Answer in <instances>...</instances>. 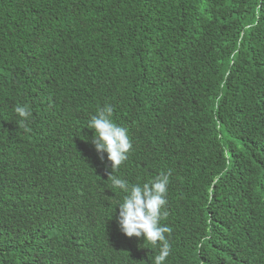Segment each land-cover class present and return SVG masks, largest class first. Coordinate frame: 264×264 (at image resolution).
<instances>
[{
	"label": "trees",
	"instance_id": "obj_1",
	"mask_svg": "<svg viewBox=\"0 0 264 264\" xmlns=\"http://www.w3.org/2000/svg\"><path fill=\"white\" fill-rule=\"evenodd\" d=\"M105 105L113 174L170 173L164 264H264V0H0V264H154L114 230Z\"/></svg>",
	"mask_w": 264,
	"mask_h": 264
},
{
	"label": "clouds",
	"instance_id": "obj_2",
	"mask_svg": "<svg viewBox=\"0 0 264 264\" xmlns=\"http://www.w3.org/2000/svg\"><path fill=\"white\" fill-rule=\"evenodd\" d=\"M113 111L111 105L98 109L88 121V128L93 130L91 142L96 152L100 154V159L103 160V154H107L108 165L104 169L108 176L107 181L110 182L111 189L119 190L121 196L120 199L115 200L117 208L113 220L114 230L116 236L124 242L136 245L140 243L158 245L159 251L153 258V263L164 264L170 252L166 239L169 227L165 223L161 224V221L168 216L166 194L170 173L161 172L142 184L129 183L113 174L128 160L133 147L128 129L113 121ZM14 112L20 118L19 124L24 131L30 132L31 129L25 124L32 115L30 108L27 105H17ZM60 214L66 215L64 210L51 207L52 217ZM16 257L15 255L14 259ZM54 264H71V262L65 258H57Z\"/></svg>",
	"mask_w": 264,
	"mask_h": 264
}]
</instances>
